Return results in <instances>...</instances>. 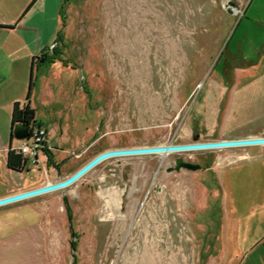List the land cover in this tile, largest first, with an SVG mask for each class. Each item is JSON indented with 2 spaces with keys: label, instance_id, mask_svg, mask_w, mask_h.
<instances>
[{
  "label": "rangeland",
  "instance_id": "rangeland-1",
  "mask_svg": "<svg viewBox=\"0 0 264 264\" xmlns=\"http://www.w3.org/2000/svg\"><path fill=\"white\" fill-rule=\"evenodd\" d=\"M31 2L0 0V23ZM31 18L55 39L41 56L62 55L37 62L53 157L29 163L27 189L111 150L264 137V0H44ZM48 196L0 207V264H245L264 238V146L114 158Z\"/></svg>",
  "mask_w": 264,
  "mask_h": 264
},
{
  "label": "crops",
  "instance_id": "crops-1",
  "mask_svg": "<svg viewBox=\"0 0 264 264\" xmlns=\"http://www.w3.org/2000/svg\"><path fill=\"white\" fill-rule=\"evenodd\" d=\"M42 1L44 0H39L35 4V6L38 3L40 4V2ZM28 6H26L24 12ZM32 10L21 21L20 17L14 23H0V32L10 35L0 37V103L4 102V109H9V111L11 112V123L8 131L6 130V128L2 129L0 127V200L17 194L35 190L48 184H54L59 182L60 180H65L87 164L82 162L81 165H79L73 171H69L67 174L66 171L63 170L60 172L57 171L55 175L56 178H54V175L49 174L45 176V178L39 180L40 185L36 187L32 186L30 189H27L28 185H31V183H29V181L27 180V175L25 174L29 169L30 162H27L22 171H15L9 167L10 152L14 150L18 154L17 149L21 146H14L13 142L15 141V139L13 138L12 140L11 138L14 105L17 102L26 103L27 95L31 85L32 68L35 64V75H37L38 77L40 76V82L42 81V76L45 72L42 70L43 66L37 67L38 58L46 49L51 46L52 43L55 42V39L44 41V32L41 26L29 25L32 19ZM28 26L30 27L28 28ZM59 28L60 21L58 19V25L55 32L56 35L58 34ZM28 61H30L31 67L27 85L26 65ZM26 88L28 89L25 96L24 92ZM54 172V169H52V173ZM50 194L51 193L46 194L47 196L43 195L39 197H49L48 195ZM16 204H18V202L4 207ZM2 224L5 225L4 222H2ZM8 235H10V233L8 232L3 234V236ZM245 264H264V238L260 243L251 247L250 252L245 259Z\"/></svg>",
  "mask_w": 264,
  "mask_h": 264
},
{
  "label": "water",
  "instance_id": "water-1",
  "mask_svg": "<svg viewBox=\"0 0 264 264\" xmlns=\"http://www.w3.org/2000/svg\"><path fill=\"white\" fill-rule=\"evenodd\" d=\"M46 61H47V56L45 55L40 56L38 58V62L40 64H44ZM11 138L12 140L14 138L17 141H23V140L28 141L30 138V125L29 124L16 125V127L14 128V132L12 130ZM253 146H264V137L240 139V140H225V141L208 142V143H194V144H185V145H168V146L165 145V146L142 147V148H134V149L111 150L96 156L85 166H83L80 170H78L75 174H73L72 176H70L65 180H60L59 182L54 184H48L46 186H43L35 190H31L28 192H24L8 198L1 199L0 207L67 189L73 186L74 184H76L82 178H84L87 174L93 171L100 164L114 158L156 156V155H164V154H172V153H189V152H201V151H216V150H222L228 148L253 147ZM181 169H186L192 172H196L201 170L202 166L199 164L188 163L183 161L182 159H179L176 163V170L180 171Z\"/></svg>",
  "mask_w": 264,
  "mask_h": 264
},
{
  "label": "trees",
  "instance_id": "trees-1",
  "mask_svg": "<svg viewBox=\"0 0 264 264\" xmlns=\"http://www.w3.org/2000/svg\"><path fill=\"white\" fill-rule=\"evenodd\" d=\"M38 1L39 0H32V2L29 4L27 9L25 10L23 15L21 16L20 21L33 9V7L35 6V4ZM60 15H61V17H63V19H65L63 7L60 11ZM4 27H6V26H4ZM9 27H11V26H9ZM57 39H58L57 40L58 42L63 41V34L61 32L58 34ZM60 55H62V54L60 52H58L57 50H55L53 56H50L45 64H47V63H53L54 64L57 61V57H60ZM59 62H60V60H59ZM44 65H39V66L42 67ZM35 67H36V64L32 68L31 85H30L29 92L27 95L26 103L17 102L14 105L13 116H12V130H13V132H14V128L18 124H29L30 126L37 125V112H36V109L33 108L31 105L33 91L35 88ZM45 152L48 155V161L52 162L53 155L51 154V152L49 150H46ZM26 164H27V160L24 159V157L22 155L17 154L16 151H14V150L10 152V154H9V167L11 169H13L15 171H22L24 169V167L26 166Z\"/></svg>",
  "mask_w": 264,
  "mask_h": 264
},
{
  "label": "built area",
  "instance_id": "built-area-1",
  "mask_svg": "<svg viewBox=\"0 0 264 264\" xmlns=\"http://www.w3.org/2000/svg\"><path fill=\"white\" fill-rule=\"evenodd\" d=\"M48 131L40 125L30 126L29 140L21 141V146L17 149L18 154L22 155L27 162L38 167L41 164V156L47 161L48 155L45 152L47 145Z\"/></svg>",
  "mask_w": 264,
  "mask_h": 264
},
{
  "label": "bare ground",
  "instance_id": "bare-ground-1",
  "mask_svg": "<svg viewBox=\"0 0 264 264\" xmlns=\"http://www.w3.org/2000/svg\"><path fill=\"white\" fill-rule=\"evenodd\" d=\"M164 155H168V154H164Z\"/></svg>",
  "mask_w": 264,
  "mask_h": 264
},
{
  "label": "flooded vegetation",
  "instance_id": "flooded-vegetation-1",
  "mask_svg": "<svg viewBox=\"0 0 264 264\" xmlns=\"http://www.w3.org/2000/svg\"><path fill=\"white\" fill-rule=\"evenodd\" d=\"M178 161V160H177Z\"/></svg>",
  "mask_w": 264,
  "mask_h": 264
}]
</instances>
